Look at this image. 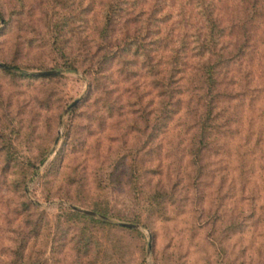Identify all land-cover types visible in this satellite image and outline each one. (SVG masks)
I'll list each match as a JSON object with an SVG mask.
<instances>
[{"label":"rangeland","instance_id":"1","mask_svg":"<svg viewBox=\"0 0 264 264\" xmlns=\"http://www.w3.org/2000/svg\"><path fill=\"white\" fill-rule=\"evenodd\" d=\"M197 1L0 0V264H264V88L207 146L173 92ZM199 2L226 25L241 7ZM248 59L221 90L264 87L263 45Z\"/></svg>","mask_w":264,"mask_h":264},{"label":"trees","instance_id":"2","mask_svg":"<svg viewBox=\"0 0 264 264\" xmlns=\"http://www.w3.org/2000/svg\"><path fill=\"white\" fill-rule=\"evenodd\" d=\"M238 2L241 3V7L235 11L234 16L232 15V20H228V25H226L227 22L226 24L222 23L215 14V6L214 9L210 10L198 0L195 5L197 13L201 16L202 32L191 33L190 37L192 40L190 42L186 43L185 41L183 42V39H180L178 44H173L169 48V52H171L169 64L171 67V80L180 74V79L183 83H189L187 84L188 86L184 85V87L183 85H178L176 88H173V92L176 89V92L181 94L187 93L191 98L194 96L198 100L200 109H202L203 118L197 124L201 130L199 138L201 143H198V146L208 145L203 140L207 136L209 138L213 133L220 134L219 129H221V125L219 124V120L221 117H225L224 120L227 123L229 122L226 114H220V112L229 113L232 111L229 110V103L231 104L233 101H236L237 106H234V108L238 107L241 103L240 96H246L250 102H253L256 99L257 93L263 91L264 88L262 84H250L252 80L248 79V76H251L249 70L244 73L246 80H244L245 84H242L244 90L240 94L232 95V93L226 92V90H221L218 86V71L220 69H227L234 65V73L236 71L241 72V68H244L243 64H248L251 61L249 59L246 60V58H249L251 53L256 50L257 43L264 47V40H258V34L260 33L257 31L256 34V30L260 29L258 26H264V0H238ZM209 4L213 6L211 2ZM107 18H109L108 12L106 13ZM229 27L230 30H227ZM248 27H251L252 30L256 29L255 32H248ZM156 33L159 32L156 31ZM227 36H231L234 40V47L230 51L224 50L229 47H225L222 41ZM157 42L160 43L159 36ZM261 55L263 56V54ZM191 58H194V61H191ZM14 68L16 67L14 66ZM69 68L73 69V67ZM233 84H236L235 80ZM181 87L184 90L180 89ZM220 103L221 105L219 106ZM211 121L214 122L212 123ZM73 213L78 214V212ZM89 215H99L101 218L107 217V214L101 210ZM87 217L96 219L92 216ZM101 221L104 224H110L107 220ZM119 227L134 230L135 226L134 224L120 223Z\"/></svg>","mask_w":264,"mask_h":264},{"label":"water","instance_id":"3","mask_svg":"<svg viewBox=\"0 0 264 264\" xmlns=\"http://www.w3.org/2000/svg\"><path fill=\"white\" fill-rule=\"evenodd\" d=\"M0 65H2V64H0ZM74 103V102H73Z\"/></svg>","mask_w":264,"mask_h":264}]
</instances>
